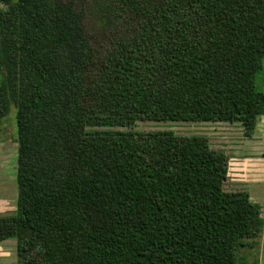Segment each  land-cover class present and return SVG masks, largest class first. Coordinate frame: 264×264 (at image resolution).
<instances>
[{"label": "trees", "instance_id": "obj_1", "mask_svg": "<svg viewBox=\"0 0 264 264\" xmlns=\"http://www.w3.org/2000/svg\"><path fill=\"white\" fill-rule=\"evenodd\" d=\"M0 134L17 113L18 264H244L262 206L205 136L264 116V0H0ZM101 26L131 28L103 40ZM92 29V30H91Z\"/></svg>", "mask_w": 264, "mask_h": 264}, {"label": "rangeland", "instance_id": "obj_2", "mask_svg": "<svg viewBox=\"0 0 264 264\" xmlns=\"http://www.w3.org/2000/svg\"><path fill=\"white\" fill-rule=\"evenodd\" d=\"M0 8H5L0 4ZM94 35L103 40L108 36L119 37L131 28L124 25L101 26L95 17L89 15ZM260 76L257 87L263 91ZM17 109L12 107L9 115L3 119V130L0 134V196L5 194L7 210L3 215H12L16 211L17 159H18V125ZM139 133L171 131L179 136H205L214 150L225 151L230 157L229 177L225 184L226 191H247L254 202L262 206L264 218V138L249 140L238 123L199 122V121H153L140 120L133 127L117 129ZM236 159V160H235ZM239 159V160H237ZM236 163V170L234 163ZM238 167L244 168L238 170ZM15 241V240H13ZM256 247L242 250L240 256L244 264H264V230L254 241Z\"/></svg>", "mask_w": 264, "mask_h": 264}, {"label": "crops", "instance_id": "obj_3", "mask_svg": "<svg viewBox=\"0 0 264 264\" xmlns=\"http://www.w3.org/2000/svg\"><path fill=\"white\" fill-rule=\"evenodd\" d=\"M242 127V126H241ZM242 130L243 127H242ZM260 138H264V116H262L259 120H258V123H257V127H256V130H255V133L253 135V138L252 139H249V140H259L257 142L259 143H262L260 142ZM216 151H221V150H216ZM226 155L227 153L225 151H223ZM229 157V155H227ZM229 160H230V157H229ZM236 160V159H235ZM239 160V159H237ZM232 163H234V167H235V170H236V163L237 162H231V165ZM230 164V163H229ZM244 168H239L238 167V170H242ZM18 189V187H17ZM18 199V197H17ZM7 203H6V197H5V194H1L0 196V214H3L6 212L7 210ZM16 207H17V204H16ZM16 247H17V241H13V240H8V241H5L3 244L0 245V264H18V258H17V253H16Z\"/></svg>", "mask_w": 264, "mask_h": 264}]
</instances>
